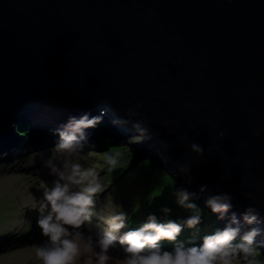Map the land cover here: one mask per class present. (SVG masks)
<instances>
[{"label": "water", "instance_id": "obj_1", "mask_svg": "<svg viewBox=\"0 0 264 264\" xmlns=\"http://www.w3.org/2000/svg\"><path fill=\"white\" fill-rule=\"evenodd\" d=\"M84 117L264 233V0H0V158Z\"/></svg>", "mask_w": 264, "mask_h": 264}, {"label": "rangeland", "instance_id": "obj_2", "mask_svg": "<svg viewBox=\"0 0 264 264\" xmlns=\"http://www.w3.org/2000/svg\"><path fill=\"white\" fill-rule=\"evenodd\" d=\"M83 143L84 145L80 150L72 153L67 150H59L57 148L58 144H55L53 146L47 145L38 152H33V154L19 156L18 152L20 151H18L15 153L16 156H13L14 158H0V232L3 234L2 238H0V264H43L41 260L35 257V252L40 246H50L49 238L43 235L42 229L38 224L39 218L47 216L51 211V205L45 198V192L54 188L57 181L64 183L65 181L60 179V173H66L73 164L79 165L82 171H93L98 182L103 185V190L94 197L91 220L85 221L80 228L66 226L69 227L70 232L68 238H75L77 233H79L83 240L85 239L86 242L91 243L94 251L100 252L98 241L109 231V218L120 214L116 211L118 206H122L121 213L126 218L124 226L119 231L112 233L116 239L115 243H118L119 238L129 231L127 225L131 220L128 216L131 214L137 215V219L143 225L148 222L150 215H155L158 223H167L169 220H176L174 219L176 217L175 211L181 212L182 210V212L187 213L186 209H189V207H186L187 204L197 205L196 201L201 200L200 196H196L195 201V197L190 194V196L188 195L190 202L187 200L182 205L179 202L181 193H189L183 186L179 191H176L174 184L169 186L170 189H168L167 193L170 201L162 199L164 192L160 186L157 187V190L153 187L150 191L146 190V192L129 196L131 192L137 191L136 186L134 187L129 179H133L136 174L146 173V168H143L145 167L144 163L147 161L146 158L144 161L135 164L131 148H128V150L126 148L128 146L119 147L117 154L111 158L115 160L117 165L109 172V170H105L107 162L100 158L102 157L100 153L104 152V150H98L91 144L86 145L90 142ZM38 144L34 143L32 149H36L35 147ZM156 150L159 151V149ZM159 152L158 156L162 157L161 150ZM141 153L144 154V152ZM118 169L128 171L129 174L133 172V174L129 175V177L126 176L121 183L123 172H117L116 170ZM153 171L156 172V169ZM167 173L171 176L168 171H166ZM153 174L151 173L149 176L153 177ZM113 177L118 178L111 181ZM153 181L155 182V179ZM84 186V184H74L70 190L77 192ZM172 189L174 191H171ZM117 192L126 193L127 196L121 194L122 199L117 202L115 199L118 195L116 194ZM172 202L175 203L172 204ZM177 205H179V208H175ZM169 206H173L175 209L165 211V208ZM207 210L209 215H214L217 221V213ZM34 219L36 220L34 224L29 223ZM161 219L164 222H160ZM209 223L211 224L210 220ZM132 224L139 225V222L136 223L135 221ZM196 234L202 235L200 230ZM239 236L240 234L237 232L236 238H239ZM203 240V238L197 239L196 242ZM258 240L257 242L259 243H254V246L261 251L264 247L259 245L262 244L261 239L258 238ZM166 243V239L159 242L161 250L173 251L176 248L173 244L167 247ZM256 249L252 251L254 253L253 256L238 252L234 257L233 264H264L263 250L260 254L262 256L258 259L256 258ZM109 250H111V252L108 251L109 257L119 262L124 260L126 256L124 247L115 245ZM262 258L263 262H261Z\"/></svg>", "mask_w": 264, "mask_h": 264}, {"label": "clouds", "instance_id": "obj_3", "mask_svg": "<svg viewBox=\"0 0 264 264\" xmlns=\"http://www.w3.org/2000/svg\"><path fill=\"white\" fill-rule=\"evenodd\" d=\"M100 119L106 122L105 119ZM98 120V117L92 120L84 117L70 123L68 128L71 130L59 132L55 136L51 135L45 147L60 142L57 145L59 150H67L69 153H72L80 150L84 145L83 142H90L86 145L91 144L96 148V141L91 139L92 136L80 130L83 127L94 126ZM135 127L141 132L146 131V129L141 128L139 124ZM29 128L28 124L19 126V129L24 135L27 134ZM135 139L142 142L145 137L137 136ZM31 146H33V143H27L26 148ZM193 147L196 148L195 145H193ZM128 148L130 147L128 146ZM156 149L157 148L154 149V153L159 155L160 152ZM39 150H41V148L34 152H38ZM31 154H33V152ZM132 154L134 159L135 152L133 150ZM161 154L163 155V159V151H161ZM18 155L21 156L25 154L23 152H18ZM108 162L110 164H115V160L111 158H109ZM60 179L65 182L60 183L57 181L54 188L45 192V198L51 205V211L47 216L41 219L39 218L38 221L43 235L50 240V246H40L35 252V257L41 260L43 264H77L81 256L85 253L92 252L91 243L87 242L82 244V237L79 233H77L75 238H68L70 236L69 227L80 228L85 221L91 220L94 197L103 190V185L98 182L93 171H82L80 166L76 164L71 165L66 173H60ZM177 182L180 183L179 180H177ZM74 184H84L85 186L80 191L73 192L70 189ZM185 190L188 191L189 194L186 192L181 193L179 202L182 205L188 200V195L190 196V194H192V196L195 197L192 191L186 188ZM115 199L117 202H120L122 196L118 194ZM219 199L221 198L218 197L209 200L207 203V201H203L201 198L200 201H203L206 208L213 212L227 211L231 207V204L218 203L217 200ZM222 199L227 200L229 198L225 196L222 197ZM186 207L195 208L196 206L194 204H187ZM116 211L120 214L109 218V231L98 241L100 252L95 253V264H108L110 259L108 251L111 252L109 249L115 245L124 247L126 256L122 264H233L234 257L238 252L242 251L245 255L251 254L253 251V243H259L257 242L259 240L256 239L263 236L264 241V233L258 231L259 227L256 224L251 227V232L246 234L245 237L239 236V238H244L241 243L234 245L232 242L237 235V230L233 228L222 229L219 222L221 218L216 214L217 222H219L220 228L223 231L205 236L201 246L176 247L173 251L161 250L159 242L165 239L169 241L176 240L182 228L180 224L171 220L167 223H158L155 215H150L148 217V222L136 230L134 225L128 222L127 226L129 231L119 238L118 243H115L116 239L112 233L119 231L124 226V220L126 218L125 215L121 213L122 206H118ZM165 211L168 210L165 209ZM248 211H252V209H248ZM245 219L248 223H252L255 221L256 217L253 216L250 219L245 217ZM35 222L36 220L34 219L29 223L34 224ZM185 223L188 227H195L200 223V216H192L188 218ZM263 241L262 244H260L261 247H264ZM262 250L264 252V248H262ZM84 264H92V258L89 257L84 260Z\"/></svg>", "mask_w": 264, "mask_h": 264}, {"label": "trees", "instance_id": "obj_4", "mask_svg": "<svg viewBox=\"0 0 264 264\" xmlns=\"http://www.w3.org/2000/svg\"><path fill=\"white\" fill-rule=\"evenodd\" d=\"M96 148H98L99 150L102 149V151L104 150V152L100 153L102 155V157H100L101 159L103 158V161L107 162L105 170H109V172L111 171V169L115 168V166L117 165L115 164H110L109 158H113V156L115 154H117V150H119V147L116 146H111V147H106L105 144H98L96 143ZM122 148V147H121ZM128 149V147H126ZM129 150V149H128ZM107 151V152H106ZM146 168L145 171L146 173L142 174L140 173L139 175H135V177L132 179L130 178L129 181L132 182V184L134 185V187L136 186L137 191L136 192H131L129 194V196H134L137 193H142V192H146V190H151L153 187L155 190H157V187L160 186L163 188V192L164 194L162 195V199L165 201H170V197L167 196L168 193V189H170L169 186H171L172 184H174V186H176V188H174L176 191H179V189L182 187L181 184L179 182H177V180H175L174 178H172L168 173L166 174V171L163 170L160 167V164H158L157 161L155 160H150L147 159V161L144 163ZM156 169V172H154L153 170ZM117 172H123V176L121 178V183L123 182L124 178L127 176L129 177V175H132L133 172L131 174L128 173V171H121L120 169L116 170ZM115 171V173H116ZM114 173V174H115ZM154 173L153 177L149 176V174ZM118 177H113L111 178V181H114L115 179H117ZM120 178V177H119ZM114 179V180H113ZM155 179V182L153 181ZM138 184V185H137ZM174 189H172L171 191H174ZM166 191V192H165ZM117 194H122L123 196L126 195V193H118ZM121 195V196H122ZM127 196V195H126ZM126 198V197H125ZM127 199V198H126ZM129 199V198H128ZM188 201L190 202V200L188 199ZM193 201V200H192ZM198 203L197 205H195V208H189L186 209V212H178L175 211L174 213L176 214V217L173 220L176 223L181 225V232L180 234L177 236L176 240L174 241H169L167 240L166 245L169 247L170 244L175 245V247H191V246H201L203 244V241H197V239H204L205 236L208 235H212L215 234L216 232L219 231H223L220 228V224L219 222H217L215 220V216L214 215H209L208 210L206 209V205L203 203V201H199L197 200ZM175 202H172V204ZM193 203V202H192ZM171 204V205H172ZM179 205H177L175 208H179ZM175 208H173V206H169L168 208H165L167 210L171 209L174 210ZM184 213V214H183ZM130 215V214H129ZM195 215H199L200 216V223H198L195 227H188L187 224L185 223V221ZM130 222L129 223H133L136 221L139 222V225H135V230L142 227L143 224H141V222L137 219L138 216L137 215H133L131 214L130 216ZM140 218V216H139ZM209 220L211 222V224L209 223ZM158 222V221H157ZM160 222H164L162 219ZM198 230L201 231L202 235H197L196 232H198ZM3 234L2 232H0V238H2ZM244 238H236L233 240V244H239L243 241ZM252 249L255 250L256 246H254V243L252 245ZM256 254L258 259H260V255L262 253V250L260 251L258 248L256 249ZM239 253H242V251H240ZM245 254V253H244ZM254 253L251 252V254H248V256H253ZM257 260V259H256ZM261 262H263V258L261 260Z\"/></svg>", "mask_w": 264, "mask_h": 264}, {"label": "bare ground", "instance_id": "obj_5", "mask_svg": "<svg viewBox=\"0 0 264 264\" xmlns=\"http://www.w3.org/2000/svg\"><path fill=\"white\" fill-rule=\"evenodd\" d=\"M56 143H53L51 146H53V145H55ZM58 144V143H57ZM45 147V146H44ZM43 147H41V149H42ZM120 185V184H119ZM161 199V198H160ZM158 201V200H157ZM259 230V229H258ZM256 237V236H255ZM254 237V238H255ZM262 241H263V236H260L259 237ZM256 240H258V238L256 239ZM255 241V240H254ZM264 242V241H263ZM81 243L83 244V243H87L86 241H85V239L83 240H81ZM260 245V244H259ZM95 253H99L98 251H94L93 249H92V252L91 253H85L83 256H81V258H80V260L77 262L78 264H84V260H86V259H88L89 257H91L92 258V264H95ZM110 259H109V262H108V264H122L121 262H119L118 260L116 261V259H113V258H111V257H109Z\"/></svg>", "mask_w": 264, "mask_h": 264}]
</instances>
